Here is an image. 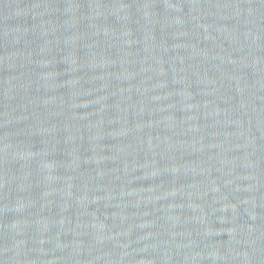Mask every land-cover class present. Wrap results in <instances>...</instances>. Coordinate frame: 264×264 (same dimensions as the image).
Returning a JSON list of instances; mask_svg holds the SVG:
<instances>
[{"label": "water", "instance_id": "water-1", "mask_svg": "<svg viewBox=\"0 0 264 264\" xmlns=\"http://www.w3.org/2000/svg\"><path fill=\"white\" fill-rule=\"evenodd\" d=\"M0 264H264V0H0Z\"/></svg>", "mask_w": 264, "mask_h": 264}]
</instances>
